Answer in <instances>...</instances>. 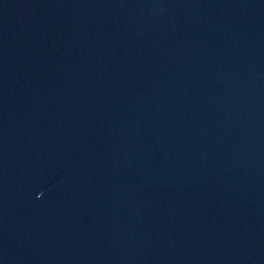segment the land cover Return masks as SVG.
I'll return each mask as SVG.
<instances>
[{
    "label": "water",
    "instance_id": "water-1",
    "mask_svg": "<svg viewBox=\"0 0 264 264\" xmlns=\"http://www.w3.org/2000/svg\"><path fill=\"white\" fill-rule=\"evenodd\" d=\"M0 264H264V0H0Z\"/></svg>",
    "mask_w": 264,
    "mask_h": 264
}]
</instances>
